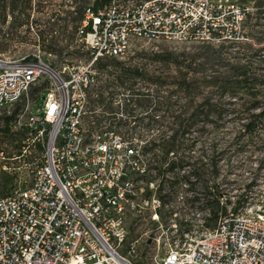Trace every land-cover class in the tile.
<instances>
[{"label":"built area","instance_id":"obj_1","mask_svg":"<svg viewBox=\"0 0 264 264\" xmlns=\"http://www.w3.org/2000/svg\"><path fill=\"white\" fill-rule=\"evenodd\" d=\"M244 11L221 0H111L84 9L78 35L86 62L56 71L39 55L0 57V109L18 104L14 120L44 136L28 183L0 194V264H146L136 259L137 240L125 242L127 213L142 208L145 167L123 130L141 126L130 120L123 93L111 99L114 111L90 117L96 62L120 59L132 39L235 41ZM47 73L55 84L30 101L28 90ZM149 264H264V205L221 214L211 230Z\"/></svg>","mask_w":264,"mask_h":264},{"label":"rangeland","instance_id":"obj_2","mask_svg":"<svg viewBox=\"0 0 264 264\" xmlns=\"http://www.w3.org/2000/svg\"><path fill=\"white\" fill-rule=\"evenodd\" d=\"M221 1L236 3L249 12V18L243 16L240 21L238 33L241 38L232 42L223 39L212 42L132 39L126 53L118 60L128 67H138L143 75L127 77L123 86L118 87L115 72L96 69V83L88 91L89 108L96 109L90 117L101 120L104 117L102 104L107 99L110 98L111 102L115 97L123 98L121 93L127 96L132 92L124 85L142 90L144 78L149 76L159 78L163 84L156 92L151 86L154 98L148 106L144 107L137 101L128 105L134 115L130 120L142 123L141 127H132L129 137L139 144L145 171L142 174V208L127 213L125 242L137 240L136 259L146 264L163 256L174 244H182L211 230L217 222L211 213L214 202L224 207L225 212H235L246 204L264 205V119H259L252 131L242 126L250 112L264 109V91L255 109L251 107L253 99L248 94L239 92L233 97L222 96L218 98L220 115L206 119L201 114L193 116L190 113L203 94L211 95L209 87H200L202 93L195 96L175 88L180 75L185 72L187 76L198 78L200 84L203 75H227L223 71L234 58H228L226 52L245 54L239 60L248 63L249 74L264 75V0L258 13L255 6L258 0ZM71 2L20 0L14 13L8 9L4 20L0 15V57L15 60L39 55L56 71L65 63L86 62L88 52L85 43L78 33L73 32L71 25L65 26L66 10L72 8ZM249 45L252 49L247 50ZM106 58L110 57L103 59ZM155 58H180L183 63L178 66ZM188 58H200L205 63L201 69H193L196 65H189ZM54 84L55 79L49 73L41 75L28 90L29 100L35 101ZM95 87L102 93L101 104L94 100L98 98ZM110 106L114 111L115 104L110 103ZM18 107L16 104L0 109V193L26 185L31 171L42 160L44 136L31 130L33 127L25 119L19 123L14 120ZM13 112V118L6 122L5 117ZM187 125V130L182 132V127ZM176 128L180 131L175 139V152L166 157L174 161L181 159L183 167L178 171L179 179L185 183H173V172L163 174L161 178L168 186L161 192L164 198L159 200L157 217H154L153 199H158L156 184L160 175L147 170V167L162 164L164 155L156 150L157 145L155 149L144 152L142 144L144 138H149L148 133L158 137L162 132L168 135ZM149 179L152 182H148Z\"/></svg>","mask_w":264,"mask_h":264},{"label":"trees","instance_id":"obj_3","mask_svg":"<svg viewBox=\"0 0 264 264\" xmlns=\"http://www.w3.org/2000/svg\"><path fill=\"white\" fill-rule=\"evenodd\" d=\"M5 3L2 5L0 4V12H1V6H5V4H9L10 7H19L20 0H3ZM111 0H72L71 9L66 10L65 15V26L71 25L73 32L78 33V28L81 25L82 19L84 17V9L87 6H91L92 8L96 9L101 7L104 4L109 3ZM90 2V5H87V3ZM263 4V0H258L255 3V6L257 7V13L261 11V6ZM245 19L249 18V12L244 11L243 14ZM247 22V21H246ZM70 23V24H69ZM80 38V35H78ZM264 39V38H263ZM229 42H232L230 40H226ZM234 41V40H233ZM251 46L249 45L247 50H250ZM61 48H59V51ZM238 51V50H236ZM228 58H234L232 60V63L228 64L227 67L224 69L223 72H226L227 75H221V73L216 74H208L201 76L200 83H198V78H196L193 75L187 76L186 72L184 74L180 75L179 81L176 84V90L185 91L188 93H191L192 96L201 94L202 90L200 87L208 86L209 92L211 95L203 94L201 100L195 105V108L192 113L193 116H197L199 114L202 115L203 118L210 119L213 118L214 115H220L221 113V103L218 102V98L222 96H228L233 97L237 95L239 92H242L244 94H248L250 98H252L251 107L255 109L259 103L258 99L262 94V91H264V75L261 74H249L248 72V63H241L240 58H243L245 54L238 55L236 54H230L226 52ZM157 61L163 60L166 62L175 63L176 65H181L183 63V60L180 58H155ZM187 62L189 65L194 64L196 67L193 69H201L203 64L205 63V60L200 58H188ZM96 69H104L105 72L112 73L115 72V80L118 87L123 86V80L128 77H135V76H142L143 72L138 67H128L124 64L123 61L118 60L116 58H106V59H98L96 62ZM228 72V73H227ZM145 86H142L141 88H138L136 90L133 89V87H130V85L124 87L126 89H130L132 92L127 94V96L124 97V105L128 106L131 101H137L139 104H142V106L146 107L148 104L152 101L153 93H151V86H154V91L158 90L163 84L161 81H159V78H153L151 76L145 77ZM203 85V86H201ZM94 87V85L92 86ZM93 90V88H92ZM94 92L97 95L98 98H95V102L102 103L103 98L101 96V92H99V89L97 87L94 88ZM154 92V93H155ZM111 93V92H110ZM217 93L218 95L213 96ZM139 97V98H138ZM215 97V98H214ZM93 100V101H94ZM110 98L107 99L102 104V110L110 108ZM231 104H235L234 102H230ZM200 109V110H199ZM15 112V111H14ZM14 112L10 115H7L5 117L6 122H8L10 119L13 118ZM132 115V114H130ZM95 118V117H94ZM259 119H264V109L258 111V112H250L249 116L244 118L242 122V126L247 131H252L257 126V123L260 121ZM99 120V119H98ZM187 126L182 127L181 131H186ZM134 128H125L123 131L124 133H127L129 136L131 135L130 130ZM151 130V129H146ZM152 131V130H151ZM179 128L171 130V132L168 135H165L164 132L157 136L148 133V139L144 138V142L142 144V150L144 151H150L152 149H155V146L157 145V151H159L164 156L162 157V164L154 165V166H148L147 170H154L156 175H160V178L156 184V189L158 191V199L161 201L164 198V194L161 193L165 191L166 187L165 180L161 177H163V174L166 172H173L174 181L173 183H185L183 180L179 179V170L183 167L181 164V159L174 161L167 159L166 155L169 153H174V146H175V139L176 135L179 132ZM150 135V136H149ZM159 139L157 142L156 140ZM144 151V152H145ZM160 161V160H159ZM177 170V172H175ZM148 182H152V179H149ZM172 182V181H171ZM169 183V185L171 184ZM190 184H193L192 182H189ZM0 194H6V193H0ZM214 206L212 207V219L218 220L219 216L223 213H225V208L218 206V202H214ZM212 205V204H211ZM221 208V210H220ZM158 209V208H157ZM156 209V213H157Z\"/></svg>","mask_w":264,"mask_h":264},{"label":"flooded vegetation","instance_id":"obj_4","mask_svg":"<svg viewBox=\"0 0 264 264\" xmlns=\"http://www.w3.org/2000/svg\"><path fill=\"white\" fill-rule=\"evenodd\" d=\"M3 3H5L3 0H0V4L2 5ZM1 12H0V15H1V19L2 20H4V16H5V14H6V12H7V10L8 9H10L11 10V12H15V9H14V7H10L9 6V4H5V6H1ZM138 126H142V123H140Z\"/></svg>","mask_w":264,"mask_h":264},{"label":"bare ground","instance_id":"obj_5","mask_svg":"<svg viewBox=\"0 0 264 264\" xmlns=\"http://www.w3.org/2000/svg\"><path fill=\"white\" fill-rule=\"evenodd\" d=\"M49 73L53 76L54 74H53V72L51 71V70H49Z\"/></svg>","mask_w":264,"mask_h":264}]
</instances>
